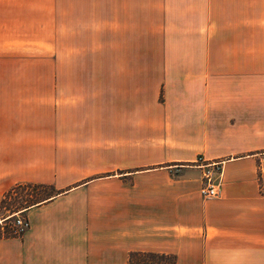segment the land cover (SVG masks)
Masks as SVG:
<instances>
[{"label": "crops", "instance_id": "crops-1", "mask_svg": "<svg viewBox=\"0 0 264 264\" xmlns=\"http://www.w3.org/2000/svg\"><path fill=\"white\" fill-rule=\"evenodd\" d=\"M74 10L55 11L54 106H0V200L52 190L0 264H264V0H101L80 51Z\"/></svg>", "mask_w": 264, "mask_h": 264}, {"label": "rangeland", "instance_id": "rangeland-1", "mask_svg": "<svg viewBox=\"0 0 264 264\" xmlns=\"http://www.w3.org/2000/svg\"><path fill=\"white\" fill-rule=\"evenodd\" d=\"M78 1L81 0H0V106H54L57 6L58 11L61 10L63 15L67 14L70 5L75 8L74 14L78 12L81 14L79 17L83 23L74 25L75 49L77 46L79 51L85 49L83 46L85 32L86 40L89 36L96 37L93 31H89V26L96 22L99 11H93V8L100 7L101 0H82V3ZM84 7L89 9L84 10ZM87 18L88 22H86ZM60 26L62 27L59 29L61 32L58 33L57 47L58 51H62V55L59 53L58 59L62 57L64 62L66 49L64 37L69 33V26L64 23ZM78 38L82 46L78 44ZM90 48L94 50L91 46ZM93 52L95 53H91L88 62H84L90 70L100 69V56L95 57L97 52L96 50ZM84 62L81 63L83 67ZM64 69L63 65L62 70ZM263 157L261 161H264ZM195 159L192 162L194 166H196ZM219 162L221 167V161ZM201 183L200 174V186ZM51 193V189L35 185L15 187L6 196L5 204L0 211V217H3V220L10 217L5 227L10 230L9 225L13 214L20 215V211L26 204L38 201ZM3 231L4 227L0 229L1 233ZM136 259L168 261L171 258L168 255L164 257H152L146 254L131 256V260Z\"/></svg>", "mask_w": 264, "mask_h": 264}, {"label": "built area", "instance_id": "built-area-1", "mask_svg": "<svg viewBox=\"0 0 264 264\" xmlns=\"http://www.w3.org/2000/svg\"><path fill=\"white\" fill-rule=\"evenodd\" d=\"M264 159V157H263ZM194 163L201 169V186L199 188V195L202 198H213L218 196L217 184L221 173V167L219 161H206L197 156ZM14 213L9 228L14 235H21L27 228L28 222L26 218Z\"/></svg>", "mask_w": 264, "mask_h": 264}, {"label": "trees", "instance_id": "trees-1", "mask_svg": "<svg viewBox=\"0 0 264 264\" xmlns=\"http://www.w3.org/2000/svg\"><path fill=\"white\" fill-rule=\"evenodd\" d=\"M17 186H19V185H15L11 189H9L7 192H5V194L3 195V197L0 200V211H1V209L3 208V206L5 204V198L8 195V193H10L11 190H13ZM35 202H31L29 204H26L24 206V208L29 206V205H31V204H33V203H35ZM9 221H10V217L4 219L3 221H1L0 229L4 227V231L2 233L0 232V237H10V236L14 235V234H12L10 232L9 229H7L5 227V224L8 223ZM142 254H146V255H149V256H152V257H164L165 255H168L171 259H169L168 261L161 260V259H159V260H154V259H149V260H143V259L131 260V256H133V255L134 256H139V255H142ZM128 261H129V263H133V264H173L174 263V255L162 254V253H135V254H132V255L128 256Z\"/></svg>", "mask_w": 264, "mask_h": 264}]
</instances>
